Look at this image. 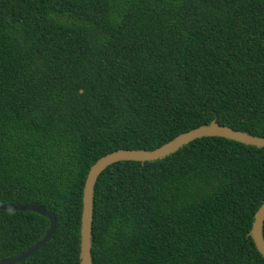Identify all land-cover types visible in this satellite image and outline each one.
<instances>
[{
  "label": "trees",
  "instance_id": "obj_1",
  "mask_svg": "<svg viewBox=\"0 0 264 264\" xmlns=\"http://www.w3.org/2000/svg\"><path fill=\"white\" fill-rule=\"evenodd\" d=\"M213 119L264 136V0H0V203L56 216L13 264H80L91 165ZM263 200L264 146L204 136L117 161L94 186L92 263L264 264ZM48 226L0 209V260Z\"/></svg>",
  "mask_w": 264,
  "mask_h": 264
},
{
  "label": "water",
  "instance_id": "obj_2",
  "mask_svg": "<svg viewBox=\"0 0 264 264\" xmlns=\"http://www.w3.org/2000/svg\"><path fill=\"white\" fill-rule=\"evenodd\" d=\"M204 136H222L233 139L245 144L255 145L258 147L264 146V136L251 134L249 132L234 129L229 125L220 124L215 119L211 120L208 124H202L190 130L176 135L174 138L163 143L162 145L153 149H140V148H120L108 152L98 158L89 168L83 186V206L80 222V264H93L91 254V229L93 220V204H94V186L99 174L110 164L121 160H137L147 161L163 158L175 151H177L184 144ZM0 209H15V210H31L38 212L49 219V226L37 242L24 252L10 258L0 260V264H13L21 261L22 259L35 253L39 248L44 246L56 228V216L50 210L37 205V204H8L0 203ZM264 200L258 207L254 214L252 226L249 231L257 250L264 257Z\"/></svg>",
  "mask_w": 264,
  "mask_h": 264
}]
</instances>
